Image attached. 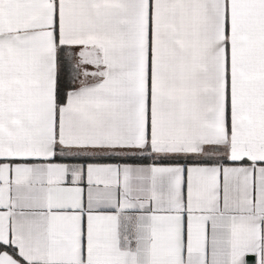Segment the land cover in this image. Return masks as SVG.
Returning a JSON list of instances; mask_svg holds the SVG:
<instances>
[{
    "label": "snow or ice",
    "instance_id": "obj_1",
    "mask_svg": "<svg viewBox=\"0 0 264 264\" xmlns=\"http://www.w3.org/2000/svg\"><path fill=\"white\" fill-rule=\"evenodd\" d=\"M0 264H264V0H0Z\"/></svg>",
    "mask_w": 264,
    "mask_h": 264
}]
</instances>
